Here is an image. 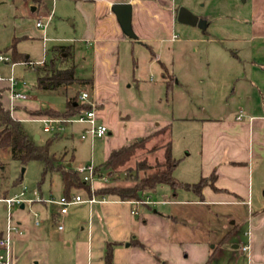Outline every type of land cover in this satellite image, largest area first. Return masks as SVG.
I'll list each match as a JSON object with an SVG mask.
<instances>
[{
	"label": "crops",
	"instance_id": "obj_1",
	"mask_svg": "<svg viewBox=\"0 0 264 264\" xmlns=\"http://www.w3.org/2000/svg\"><path fill=\"white\" fill-rule=\"evenodd\" d=\"M118 2L132 4L136 38L124 32L113 10V4ZM187 2L190 6L180 0H0L6 3L0 15L13 17V40L46 41L50 33H57L59 37L55 40L73 45L74 61L81 59L83 68L88 70L84 78H92V85L86 87L97 106L98 122L109 128L105 137L85 138L92 142L103 139L104 161L113 149L163 127H170L172 136L182 133L179 127L175 131L182 117L136 120L128 114L123 116L124 111L118 105L122 89L132 86L130 80L144 84L140 73L144 67L151 69L157 61L161 62L164 81L156 86L169 91L175 85L185 87L181 75L191 76L196 71L195 62L185 60L189 46H193V52L203 50L214 58L237 57L248 62L238 78L243 85L233 89L238 101L249 106L246 115L214 116L201 122L198 172L201 178L215 173L217 189L206 185L198 193L192 187L186 188L189 197L172 190L169 199H154L150 194L148 202L142 203L96 196L98 201L85 202L86 206L81 207L85 211L83 217L71 218L69 212L62 217L63 230L57 226L58 205L35 202L29 210L27 206L20 207L24 211L16 222L23 233L14 236L11 264H106L108 244L113 249L111 264H220L222 252L227 248L202 239L192 219L195 220L202 206L223 204L249 207L245 217L237 212V218L246 221L248 228L241 241L233 242V248L237 249L231 255L234 261L229 259V264H264V195L260 198L262 205L254 207L255 173L261 180L259 187L264 190V0H206L199 7H204L202 11L195 10L194 0ZM181 6L189 8L203 22L197 25L180 22ZM52 7L54 16L50 23L46 28L38 27L39 16ZM138 45L152 51L150 62L139 63ZM20 53L30 57L25 51ZM164 53H168L166 62L162 61ZM166 74L172 76V82ZM84 128L81 124L82 132ZM182 135L186 139L189 133ZM175 148L173 141V153ZM184 172L191 171L186 168ZM105 182H96L92 191ZM4 195L11 194L4 192ZM159 204L161 208H157ZM36 211L42 220L40 225L35 224ZM74 220L77 221L73 225ZM67 221L71 222L68 227ZM6 228L7 219L1 220L0 237ZM244 244L249 245L246 251L242 249Z\"/></svg>",
	"mask_w": 264,
	"mask_h": 264
},
{
	"label": "rangeland",
	"instance_id": "obj_2",
	"mask_svg": "<svg viewBox=\"0 0 264 264\" xmlns=\"http://www.w3.org/2000/svg\"><path fill=\"white\" fill-rule=\"evenodd\" d=\"M40 1V0H35ZM188 0H180L184 5L190 4ZM206 0H194L195 10L202 11L204 7L199 8ZM6 3H0V9L4 10ZM9 2L7 3L8 6ZM205 5V4H204ZM199 8V9H198ZM203 13V12H202ZM236 12H233V15ZM226 18H231L230 15H225ZM13 17H7L6 15H0V54H6L12 58L10 52L6 49L13 43L11 36L13 31ZM50 38L42 39H17V48L20 51L27 52L30 57L25 56L23 53L17 58L11 60V62L0 61V83L6 89L4 93V103L9 107L13 114L21 120L22 127L27 135L34 139L36 142L43 144L49 138H53L51 145V151L55 152L59 158L63 156L62 162L71 165L74 169L78 166L94 163L96 166H102L104 164V142L103 139L91 140L83 139L81 124H64L63 130H46V123L41 118L45 110V106L58 110L65 111L67 108V97L78 93L80 96L82 91H89L86 86L82 84H73L69 87L61 86L56 89L42 90L37 86V68H46L51 65L49 63L50 58L53 55L52 49L54 45L67 44L66 41L55 40L59 37L57 33H50ZM183 37V34H182ZM166 44V48H167ZM193 46H189V52L185 53L186 59L195 62L196 68L191 76L186 73L181 75L182 82L185 83V87L176 86L174 90H166V88H160V82L164 81L162 74V63L157 61L153 68H145L140 72L141 78L144 84L140 85L133 80L131 87H124L121 94V102L118 105L123 109V116L128 114L133 119H160L166 117L168 119L179 118L183 119L176 125L182 131L181 135L173 133L172 140L176 146L174 151V157L179 160V165L175 170V176L179 181L190 183L198 182L201 177L199 174V168L201 164V122L203 118H210L214 116L229 115L233 116L240 112L246 115L248 109L246 102H240L237 99V93L233 89L239 87L240 78L243 75V71L248 62L239 58H214L208 56L206 51L198 50L192 51ZM19 51V52H20ZM157 51V48L154 50ZM136 55L139 63L150 62L152 57V51L148 47L137 46ZM166 53V51H165ZM164 53L162 61L168 60L167 54ZM132 58V57H131ZM60 59L55 63L54 68H60L65 65H71L72 59ZM135 60H137L135 58ZM17 61V64L13 67L12 62ZM30 61L36 62L34 66L26 64ZM43 61L42 63H39ZM75 63V61L73 60ZM131 62V61H130ZM247 62V64H245ZM77 76H88V70L83 68L81 59L77 60ZM130 64V63H129ZM142 66V64H141ZM13 67V70H12ZM147 67V65H146ZM184 71V70H183ZM14 75L19 81L17 88L22 90L23 93L28 95V98L17 99L13 98L10 89L8 88L10 83L8 78ZM131 77V76H130ZM138 77V75H136ZM169 81L172 82V76L167 75ZM185 79V81H184ZM238 80V81H237ZM166 90V91H165ZM239 92V91H237ZM40 107L38 110L36 108ZM126 119V118H125ZM183 132H188L189 135L186 139L183 138ZM67 134V135H65ZM37 135L40 137L37 138ZM167 134H161L148 140L145 144V148L139 149L137 155L127 163L126 167L120 171L107 174L108 180L104 185L118 184V185H131L133 184L134 175L136 171V162L143 160L146 157V150L154 146H161L167 140ZM187 146V147H185ZM164 148H159L154 154L147 156L149 163H154L156 159H162ZM43 168L44 163L41 160H32L27 164H24L20 160L14 159L11 155V151L7 147L0 148V195L9 193L11 195L19 193L23 186H26L29 191L39 190L44 195H53L59 197L63 193V179L62 174L58 170L49 172L43 180ZM190 169V174L185 173L184 169ZM24 169V170H23ZM143 175V172H140ZM255 173V198L254 207L257 208L262 205L260 198L264 195V190L259 187L258 184L261 180ZM177 191L182 192L183 197H189L188 189L185 187L179 188ZM176 191V192H177ZM156 194H152L154 199H169L172 194V189L167 184H161ZM72 194H80L84 199L89 198V194L84 189H72ZM181 197V196H180ZM141 200L140 202H145ZM82 206H86V203L74 204L69 208L70 217H83L85 211ZM157 208H161L162 205H156ZM52 208H56L53 206ZM30 207L27 206L26 210ZM81 209V210H80ZM248 205L244 204H223L212 205L211 207H200L196 218L192 219L195 222V228L199 229V234L202 239L211 242V245H219L227 248L221 255L220 264H229V259L234 261V257L231 256L236 252L237 248H233L235 242L241 241L245 237V232L248 228L247 222L243 219L237 218V212L245 217L248 214ZM22 209L19 206H15L12 209L13 220L17 221V216L22 213ZM197 214V211H196ZM197 216H199L197 218ZM8 211L4 203L0 202V221L7 219ZM237 219V220H235ZM191 220V221H192ZM235 223L232 224V221ZM77 220L73 221L76 222ZM188 221V220H186ZM67 227L71 225V222L67 221ZM78 226V224H77ZM75 225L74 229H77ZM80 227V225H79ZM224 242L221 244V240ZM234 242V243H233ZM220 252V251H219ZM238 252V250H237ZM218 260V261H219ZM225 260V261H222ZM222 262V263H221ZM242 263V261H241Z\"/></svg>",
	"mask_w": 264,
	"mask_h": 264
},
{
	"label": "trees",
	"instance_id": "obj_3",
	"mask_svg": "<svg viewBox=\"0 0 264 264\" xmlns=\"http://www.w3.org/2000/svg\"><path fill=\"white\" fill-rule=\"evenodd\" d=\"M6 50L11 53V60L22 54L17 48L16 38H14L13 43ZM52 52L53 55L49 60L51 65L48 66V69L39 66L36 67L38 72L37 86L39 89L49 90L61 86L67 88L76 83L82 84L83 86L87 84L92 85V78L77 76V63L73 62V45H55ZM69 58L72 59L71 65H65L57 69L54 68L58 60H67ZM5 91L6 89L0 83V148H9L12 157L20 160L24 164L32 160L43 161V180L49 172L54 170L60 171L63 179L64 195L70 196L72 189L82 188L89 196H108L123 201H141L146 200L150 194L155 193L161 184L169 185L174 192L181 187H192L196 192L201 193L206 185H211L217 189L214 186L215 173L209 178H201L193 184L179 181L176 178L175 170L179 165V160L173 154V140L170 127H163L149 135L130 140L121 147L113 149L104 164L97 166L100 171H105L108 174L120 171L137 155L139 149L145 148L148 140L161 134H167L168 139L161 146H154L147 149L146 157L136 162L135 168L137 173L134 175L133 184H105L92 191L90 184L83 182L82 176L76 169L62 162L63 156L59 158L55 152L51 151L53 138H49L45 143L40 144L27 135L22 127L21 120L5 105L3 100ZM66 102L67 108L61 112L45 106V110L42 113L43 116L69 118L77 114L81 108L91 107L90 103L79 101L78 93L68 96ZM65 123L67 124V122ZM161 147L164 148L163 158L156 159L154 163H149L147 156L152 153L154 154ZM141 171L143 175H140ZM135 243L138 244V240ZM112 260L113 249L111 244H108L105 254L106 264H111Z\"/></svg>",
	"mask_w": 264,
	"mask_h": 264
},
{
	"label": "built area",
	"instance_id": "obj_4",
	"mask_svg": "<svg viewBox=\"0 0 264 264\" xmlns=\"http://www.w3.org/2000/svg\"><path fill=\"white\" fill-rule=\"evenodd\" d=\"M55 1V0H54ZM132 2H141L142 0H131ZM54 16V7L50 8L45 15H40L36 24L38 27L46 28L48 23L52 20ZM0 61L11 62V57L6 54H0ZM43 61L39 62L42 63ZM16 62H12L14 66ZM26 64H30L34 66L36 62L30 61ZM1 80V77H0ZM9 80V89L11 91L12 97L17 99H27L28 95L23 93L22 90L17 88L18 80L15 78L14 75L8 78ZM81 102H87L91 104L90 108H81L77 114L72 117L64 118V117H52V116H42L41 118L46 123L47 130H63L65 122L67 124H74L79 123L85 125V128L82 132L81 137L85 138H98V137H105L108 134V126L104 123L98 122V112L96 104L91 101V94L89 91H82L80 96ZM243 116L242 112H240L238 118ZM76 170L82 176V180L86 184H90L92 190L94 189V185L96 182L100 181H107L108 176L104 174L102 171L98 169V167L94 163H87L80 165L76 168ZM99 198L96 195H92L89 198L84 199L80 194H72L70 196L61 195L59 197H54L53 195L45 196L41 191L34 190L29 191L26 186H23L19 193H15L13 195H0V202L5 203L8 211L7 217V228L6 232L3 236L0 237V264H11L12 263V244L14 240V236L16 234H22L23 230L18 222L13 220V213L12 209L15 206L24 208L26 206H31L35 202L40 203H51L58 205V215L59 219L57 222V226L60 230L64 229V222L62 221V217L69 212V207L76 203H83V202H96ZM136 203H142L140 201H133ZM145 202H148V198ZM136 213L135 211H133ZM35 213V224H41V218L39 212ZM243 250H248L249 245L244 244L242 246Z\"/></svg>",
	"mask_w": 264,
	"mask_h": 264
},
{
	"label": "water",
	"instance_id": "obj_5",
	"mask_svg": "<svg viewBox=\"0 0 264 264\" xmlns=\"http://www.w3.org/2000/svg\"><path fill=\"white\" fill-rule=\"evenodd\" d=\"M112 8L118 17L124 32L128 36L136 38L137 35L132 27V4L130 2H118L113 4ZM33 9L35 8L33 7ZM178 20L189 25H197L203 22V20H201L198 15L194 14L189 8L185 6H181L179 8ZM39 137L40 136L37 135V138Z\"/></svg>",
	"mask_w": 264,
	"mask_h": 264
}]
</instances>
